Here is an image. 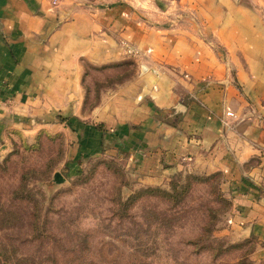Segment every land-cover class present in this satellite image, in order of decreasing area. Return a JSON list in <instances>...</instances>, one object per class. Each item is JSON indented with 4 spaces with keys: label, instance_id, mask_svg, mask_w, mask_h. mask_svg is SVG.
Segmentation results:
<instances>
[{
    "label": "crops",
    "instance_id": "crops-1",
    "mask_svg": "<svg viewBox=\"0 0 264 264\" xmlns=\"http://www.w3.org/2000/svg\"><path fill=\"white\" fill-rule=\"evenodd\" d=\"M259 2L0 0V157L47 137L70 171L120 159L139 186L217 173L229 201L219 232L252 238L263 261Z\"/></svg>",
    "mask_w": 264,
    "mask_h": 264
},
{
    "label": "rangeland",
    "instance_id": "rangeland-1",
    "mask_svg": "<svg viewBox=\"0 0 264 264\" xmlns=\"http://www.w3.org/2000/svg\"><path fill=\"white\" fill-rule=\"evenodd\" d=\"M125 62L113 79L132 69ZM62 155L57 140L42 137L0 157V264H264L252 257V238L219 232L228 208L219 174L177 176L175 200L149 194L124 208L120 198L146 186L122 160L88 158L73 172ZM55 170L63 182L51 181Z\"/></svg>",
    "mask_w": 264,
    "mask_h": 264
},
{
    "label": "trees",
    "instance_id": "trees-1",
    "mask_svg": "<svg viewBox=\"0 0 264 264\" xmlns=\"http://www.w3.org/2000/svg\"><path fill=\"white\" fill-rule=\"evenodd\" d=\"M32 144H25L24 147L30 148L32 147ZM217 173H213V174H209V175H205L203 176V179H208L214 175H216ZM186 178H191L193 180L195 179H200V176H197L196 174H186ZM173 181H171L170 183V189H165V188H161L159 186H146L143 188H140L139 190L130 193L125 199H121L119 200V203L123 205L124 208H127L128 206L132 205L137 199H139L141 196L143 195H158L161 196L163 198H166L168 200H175L177 198V183H174L173 185ZM190 181L187 182V186L189 187L190 185ZM225 202H227V204L229 203L228 199L224 196L222 198ZM117 203V202H116Z\"/></svg>",
    "mask_w": 264,
    "mask_h": 264
},
{
    "label": "water",
    "instance_id": "water-1",
    "mask_svg": "<svg viewBox=\"0 0 264 264\" xmlns=\"http://www.w3.org/2000/svg\"><path fill=\"white\" fill-rule=\"evenodd\" d=\"M65 180L64 176L61 174L60 171L55 170L52 174V178L51 181L55 182V183H60L63 182Z\"/></svg>",
    "mask_w": 264,
    "mask_h": 264
},
{
    "label": "built area",
    "instance_id": "built-area-1",
    "mask_svg": "<svg viewBox=\"0 0 264 264\" xmlns=\"http://www.w3.org/2000/svg\"><path fill=\"white\" fill-rule=\"evenodd\" d=\"M124 50H125V52H128L129 54H132L133 52H137L136 48L133 45L127 44V43H125ZM226 113L229 115H233L232 111H226Z\"/></svg>",
    "mask_w": 264,
    "mask_h": 264
}]
</instances>
